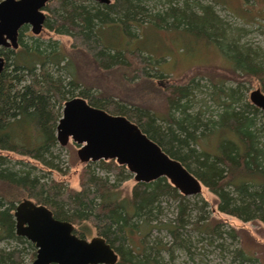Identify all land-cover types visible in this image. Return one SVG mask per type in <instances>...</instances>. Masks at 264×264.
<instances>
[{
    "label": "trees",
    "instance_id": "16d2710c",
    "mask_svg": "<svg viewBox=\"0 0 264 264\" xmlns=\"http://www.w3.org/2000/svg\"><path fill=\"white\" fill-rule=\"evenodd\" d=\"M44 11L43 26L71 36V45L84 48L99 69H131L127 80L140 78L141 87L136 88L143 89L146 97L134 101L93 92L92 85L81 87L58 41L27 35L28 25H24L18 31L17 48L0 47L4 58L0 74V152L37 161L49 171L58 170L53 153L58 145L56 124L63 102L78 89L77 95L90 105L126 116L169 156L179 160L216 196L219 212L264 224V111L245 96L242 81L246 80L235 86L211 80L203 89L207 103L200 99L198 105L196 95L203 85L192 78L186 84L164 89L155 86V79L164 77L160 71L152 73L158 60L140 46L130 50L108 44L102 34L105 29L117 28L128 42H136L139 33L153 27L156 31L171 30L176 37L179 31L191 30L202 40L220 45L232 71L255 81L264 93L263 51L239 43L235 36L240 30L221 20L212 5L199 0H112L108 4L51 0ZM62 71L72 78H65ZM152 92L164 94L165 115L159 116L145 104ZM92 164L120 181L129 174L114 159L88 161L80 187L73 189L48 179L44 176L48 173L36 174L35 166L22 159L12 161L0 153V241L17 243L0 247V264H21V243H27L35 254L34 245L15 233L13 212L23 198L44 204L59 220L70 221L78 237H87L92 231L102 236L118 254L115 264H165L159 253L164 247L146 243L150 230L157 228L153 221L158 220L164 199L177 201L176 217L161 224L172 237L169 252L171 245L189 250L192 235L185 227L194 209L199 213L190 222V229L222 235L216 225L205 222L206 201L198 204L189 200L166 177L135 182L129 196L121 198L116 181L100 175ZM232 253L239 260L237 264L257 263L242 250Z\"/></svg>",
    "mask_w": 264,
    "mask_h": 264
},
{
    "label": "rangeland",
    "instance_id": "374dc122",
    "mask_svg": "<svg viewBox=\"0 0 264 264\" xmlns=\"http://www.w3.org/2000/svg\"><path fill=\"white\" fill-rule=\"evenodd\" d=\"M199 1L203 4L212 5L221 20H224L229 26L240 30V33L235 36L239 39V43L249 44L254 49L258 48L259 51L264 52V0ZM148 5L153 6L149 2ZM152 29L139 33L138 39H135L136 42H128L123 33L117 28L105 29L102 39L108 44L126 47L130 50L140 46L145 54L149 53L153 60H158V65L155 64L157 67L153 64L152 73L160 71L164 77L158 80L155 79V86L164 89L171 85L186 84L193 78L199 85H203L202 91L196 95L197 102L201 99L203 104L207 103L203 89L211 83V80L222 82L228 86H235L240 80H246L242 82L245 84V96L247 98H249L250 91L259 88L255 81H247V78L241 77L238 73L232 71V65L223 56L220 45L215 46L213 45L215 43L209 42L206 38L202 40V37L193 34L191 30L184 33L179 31L181 34L176 37L177 35L171 30L156 31V29ZM27 30V35H32L30 26L27 27ZM36 36L44 40L55 39L58 41L62 51L70 59L69 70L75 73L76 79L82 84L81 87L92 85L94 88L93 92L106 93L117 98L127 97L129 100L134 101L141 100V98L142 101L145 99L146 92L143 89H137L141 87L140 78H134L131 81L127 80V76L132 72L131 69L122 67L108 70L99 69L84 48L71 45V36L68 34H56L45 26ZM153 60L151 61L152 63ZM62 74L67 79L72 78L66 71H62ZM77 92L78 89L74 91L73 95L78 96ZM70 97L72 96H67V98ZM164 97L162 92H152L145 104L159 116H163L168 110ZM201 102H198V105ZM203 146L208 151L213 149L210 146L207 147L204 143ZM77 148L78 144L71 139L65 144L58 143L53 153L56 156L55 162L58 164L59 169H50V171L41 163L21 155L11 152L0 153L8 155L12 161L22 159L24 162L34 165L36 169L34 172L38 175L48 173L44 174V176L47 175L48 179L62 182L69 188L78 189L86 163L79 160ZM91 167L96 169V172L100 175H108L111 181H116L121 198L129 196L135 180L133 174L127 168L126 170L129 174H126L125 179L120 181L118 178L113 177L114 175L112 176L104 170L95 168L94 164ZM187 198L198 204L206 201L207 219L205 222L210 223L212 226L216 225L222 235L218 236L216 234L213 236L202 230L190 229V222L195 220V216L199 213L198 209H194L192 211V219L190 222L188 221L189 225L185 227L188 231L191 230L190 234L192 235L189 250L171 245V252H169L167 248L172 242V237L161 224L172 222L176 217L177 201L164 199L162 212L158 216V220L153 221L157 228L150 230L146 243L148 245L156 244V248L159 245L164 247L159 253L165 264H237L239 260L234 259L236 256L232 253L233 250H242L255 258L257 260L256 264H264V224L262 222L257 220L243 221L219 212L216 207V196L204 186H202L199 194L189 195ZM93 235H95L94 231L86 238H90ZM15 244L17 243L14 241H0L1 248H10L15 246ZM18 247L22 249L23 261L21 264L31 263L35 258L33 248L27 243H21ZM34 252L36 253L35 249ZM242 264H250V262L245 261Z\"/></svg>",
    "mask_w": 264,
    "mask_h": 264
},
{
    "label": "water",
    "instance_id": "95a60500",
    "mask_svg": "<svg viewBox=\"0 0 264 264\" xmlns=\"http://www.w3.org/2000/svg\"><path fill=\"white\" fill-rule=\"evenodd\" d=\"M51 0H1L0 47H18V30L29 25L32 34L43 29L44 6ZM108 4L112 0H91ZM4 58L0 55V74ZM249 101L264 111V93L256 88ZM58 143L78 144L81 162L114 159L133 174L135 182L164 176L183 195L201 192L202 183L177 159L169 156L137 124L124 115L111 114L90 105L81 96L63 102L56 124ZM15 233L32 242L35 258L29 264H115L116 251L100 235L90 238L73 233L70 221L55 218L44 204L23 198L13 212Z\"/></svg>",
    "mask_w": 264,
    "mask_h": 264
},
{
    "label": "flooded vegetation",
    "instance_id": "af4514ba",
    "mask_svg": "<svg viewBox=\"0 0 264 264\" xmlns=\"http://www.w3.org/2000/svg\"><path fill=\"white\" fill-rule=\"evenodd\" d=\"M1 1V0H0ZM46 5V4H45ZM45 7V6H44ZM43 10H44V8H43ZM44 13H45V11H44ZM45 17H46V13H45ZM45 21V20H44ZM44 24V23H43ZM24 26V25H23ZM29 26V25H28ZM22 27V26H21ZM20 29V28H19ZM19 31V30H18ZM23 237V236H22ZM25 238V237H24ZM26 239V238H25ZM29 241V240H28ZM30 242V241H29ZM30 243H32V242H30ZM33 244V243H32ZM34 245V244H33ZM34 249H35V251H36V248H35V246H34Z\"/></svg>",
    "mask_w": 264,
    "mask_h": 264
}]
</instances>
